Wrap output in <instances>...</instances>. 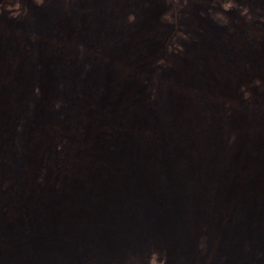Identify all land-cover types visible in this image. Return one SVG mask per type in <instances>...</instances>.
Returning a JSON list of instances; mask_svg holds the SVG:
<instances>
[{
    "label": "rangeland",
    "instance_id": "1",
    "mask_svg": "<svg viewBox=\"0 0 264 264\" xmlns=\"http://www.w3.org/2000/svg\"><path fill=\"white\" fill-rule=\"evenodd\" d=\"M264 264V0H0V264Z\"/></svg>",
    "mask_w": 264,
    "mask_h": 264
},
{
    "label": "clouds",
    "instance_id": "2",
    "mask_svg": "<svg viewBox=\"0 0 264 264\" xmlns=\"http://www.w3.org/2000/svg\"><path fill=\"white\" fill-rule=\"evenodd\" d=\"M153 264H155V262H153Z\"/></svg>",
    "mask_w": 264,
    "mask_h": 264
}]
</instances>
